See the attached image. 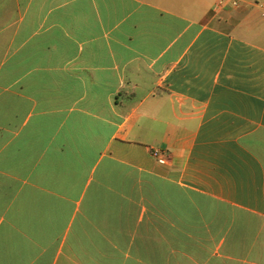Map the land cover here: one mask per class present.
<instances>
[{
  "label": "crops",
  "instance_id": "obj_1",
  "mask_svg": "<svg viewBox=\"0 0 264 264\" xmlns=\"http://www.w3.org/2000/svg\"><path fill=\"white\" fill-rule=\"evenodd\" d=\"M220 0H0V264H264V16Z\"/></svg>",
  "mask_w": 264,
  "mask_h": 264
},
{
  "label": "built area",
  "instance_id": "obj_2",
  "mask_svg": "<svg viewBox=\"0 0 264 264\" xmlns=\"http://www.w3.org/2000/svg\"><path fill=\"white\" fill-rule=\"evenodd\" d=\"M257 4H259V6L262 9V15L264 16V1H260ZM239 1L238 0H220L218 2V7H222V8H226V7H234L237 8L239 7Z\"/></svg>",
  "mask_w": 264,
  "mask_h": 264
}]
</instances>
